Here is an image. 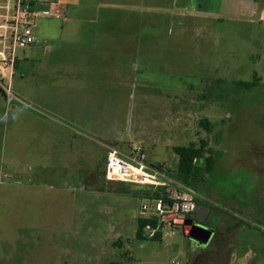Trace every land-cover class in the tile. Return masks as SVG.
<instances>
[{
    "label": "rangeland",
    "instance_id": "rangeland-1",
    "mask_svg": "<svg viewBox=\"0 0 264 264\" xmlns=\"http://www.w3.org/2000/svg\"><path fill=\"white\" fill-rule=\"evenodd\" d=\"M92 1L93 7L85 10L86 14L91 13L92 23H77L79 29H75L79 32H69L74 28L73 22L66 25L62 19L40 18L35 36L39 31L46 35L47 40L38 41L42 47L55 49L60 43H68L64 45L69 56L85 55L88 50H95L90 45L93 42L99 46L105 42V36L95 38L94 33L107 27V14L123 27L125 14L114 6L118 0L112 4L108 3L110 0ZM167 1L164 0L162 14L142 12V20L148 22L137 37L142 51L130 68L119 70L129 76L130 82H125L120 90L126 97L114 101L113 129L83 134L99 145L116 147L111 142L121 143L117 148L126 154L136 145L147 146L150 162L166 165L164 172L171 188L191 189L200 200L204 195L205 201L221 213L223 241L233 248L227 245L228 249L218 252L221 255L217 258L226 254V264H264V0H204L195 12H182L179 5ZM181 15L183 18H179ZM68 17L75 19L70 13ZM6 20L0 18V34L7 32L11 41ZM27 49L18 48L19 57ZM8 70L1 71L5 86L9 85ZM85 70L92 75L104 74L101 68H84L83 73ZM255 73L261 77L257 88L247 92L235 87L236 80L249 81ZM106 74L114 79L120 77L116 70ZM19 79L17 74L15 81ZM140 86H145L146 100L137 95L135 89L140 92ZM118 90L116 83L115 92ZM203 140L222 154L217 156L213 172L205 175L204 184L194 190L177 182L168 170L178 167L179 158L173 147ZM97 166L83 160L85 173ZM110 185L99 187L101 191L84 185L78 192L76 209L60 203L41 211L39 202L31 201L26 194L19 199L23 211L15 216L24 225L38 228L34 234L37 243H31L33 237L24 243L25 262L198 263L193 257L201 251L190 244L180 226L159 225V241L136 239L138 218L155 216L154 206L150 205L149 211L142 209L143 202H150L146 193L153 187L120 182ZM6 201L3 192L2 211L10 210V201ZM145 233L149 239L155 236L146 230ZM55 239L61 243H55Z\"/></svg>",
    "mask_w": 264,
    "mask_h": 264
},
{
    "label": "crops",
    "instance_id": "crops-1",
    "mask_svg": "<svg viewBox=\"0 0 264 264\" xmlns=\"http://www.w3.org/2000/svg\"><path fill=\"white\" fill-rule=\"evenodd\" d=\"M203 1L168 0L167 3L179 5L182 12H195ZM93 2L95 1L35 2L31 6V12L35 15V41L26 47L28 49L24 51L22 58L16 48L13 68L7 67L8 86L13 98L8 102L7 95L0 90V196L4 192L6 202L10 201V210L2 211L0 206V264H31L25 262L27 249L24 243H29L31 237V243H37L38 238L35 239L34 234L38 228L35 225H24L15 216L17 212L23 211L19 199L25 194L31 201L39 202L41 211L60 203L76 209L78 192L84 185L101 191L103 189L99 187L114 183L105 176L107 146L87 139L83 132H109L113 129L114 101L116 98L121 100L126 97L121 91L125 82H130L129 76L119 70L130 68V64L142 51L137 37L148 23L142 20V12L147 10L152 15L162 14L164 0H118L114 6L120 7L125 14V19H122L123 27L116 24L113 15L107 14V27L94 33L95 38L105 36V42L101 46L93 42L90 45L95 50H88L85 55L73 53L69 56L64 45L68 43H60L55 49L42 47L38 41L47 40L46 35L39 31L35 36L40 18L62 19L66 25L73 22L74 28L69 29V32H79L77 23H92L91 13L86 14L85 10L92 8ZM83 3L85 6H82ZM108 3L112 4L113 0ZM14 8L13 0H0V18L2 21L7 18L6 24L11 22ZM69 13L74 16V20L68 17ZM131 36L134 39H130ZM61 67L64 69L57 71ZM84 68H101L104 74L92 75L90 70L83 73ZM50 69H56L61 74L53 73ZM110 70L119 72L120 77L114 79L108 76L106 73ZM1 71L0 77L4 73ZM17 74L20 81H15ZM134 82L133 79L132 83ZM116 83L118 92H115ZM144 87H139L140 92L138 88L134 89L137 90V95L146 100L148 96L143 91ZM111 143L116 147L121 144L116 141ZM147 148L143 147L149 160L150 152ZM84 159L97 164V169L85 173ZM149 163L152 164L150 160ZM152 165L166 168L161 162ZM4 179L9 180L3 181ZM146 204L154 206L155 211L157 202L142 203ZM55 240V243H61L60 239Z\"/></svg>",
    "mask_w": 264,
    "mask_h": 264
},
{
    "label": "built area",
    "instance_id": "built-area-1",
    "mask_svg": "<svg viewBox=\"0 0 264 264\" xmlns=\"http://www.w3.org/2000/svg\"><path fill=\"white\" fill-rule=\"evenodd\" d=\"M37 1L39 0H13L14 15L8 23L11 41L8 40L7 32L0 34V71L7 67L13 68L16 48H26L34 43L35 15L31 12V6ZM0 90L7 95L8 102H11L13 96L9 86H5L1 78ZM164 171V167H155L148 162L147 154L142 146H134L128 154L117 147H106V179L113 182L165 188L167 197L172 203L165 209L162 201H158L154 215L159 219V225L168 223L172 226L177 218L195 216L199 202L198 194L191 189L171 188L168 182L170 179ZM142 209L149 211L150 207L146 204ZM158 229L159 226L158 228L148 226L145 230L153 237Z\"/></svg>",
    "mask_w": 264,
    "mask_h": 264
},
{
    "label": "trees",
    "instance_id": "trees-1",
    "mask_svg": "<svg viewBox=\"0 0 264 264\" xmlns=\"http://www.w3.org/2000/svg\"><path fill=\"white\" fill-rule=\"evenodd\" d=\"M219 83H221V81ZM260 83L261 77H259L258 74L255 73L251 80H236L234 82V85L238 90L250 92L253 89L257 88ZM173 150L177 154L179 162L176 170H168L169 175L172 176L177 182L194 190H198L199 186H202L204 184V181L206 179L205 175H210L213 172L216 158L217 156L222 154L221 151H216L209 148V143L204 140L201 141V143L193 142L187 146H175L173 147ZM122 184L128 185V183ZM146 197L150 201H162L165 209H167V206L172 203L167 197L166 189L162 187L150 189L149 191H147ZM198 201L202 204H206V206H211L209 203L203 202L200 199H198ZM148 226H150L151 228H158L159 219L156 216L139 217L136 239L140 241L161 240L162 226H159V231H157L152 239H149L145 233V229ZM172 226L175 227L178 225L172 223Z\"/></svg>",
    "mask_w": 264,
    "mask_h": 264
},
{
    "label": "flooded vegetation",
    "instance_id": "flooded-vegetation-1",
    "mask_svg": "<svg viewBox=\"0 0 264 264\" xmlns=\"http://www.w3.org/2000/svg\"><path fill=\"white\" fill-rule=\"evenodd\" d=\"M198 204L203 205L200 202H198ZM208 207L210 208V211L204 221L198 220L196 214L193 217L184 218L186 220L187 219L192 220L191 223L192 226L212 232L210 239L206 243L203 242L205 236H203L199 232L195 233V237H196L195 239L189 238L190 244L196 246V251L198 250L201 251L196 257L195 256L192 257L195 261L199 260L198 263L196 262V264H204L208 261H211L215 264H226V260H227L226 254L225 257L219 259L217 258V256L221 254L218 252L220 251L224 252L223 250L228 249L227 247H229V249L233 248V245L223 241L224 233H222L220 227L222 226L224 220L223 217L221 216V213L212 206H208ZM209 251L211 253H209Z\"/></svg>",
    "mask_w": 264,
    "mask_h": 264
},
{
    "label": "water",
    "instance_id": "water-1",
    "mask_svg": "<svg viewBox=\"0 0 264 264\" xmlns=\"http://www.w3.org/2000/svg\"><path fill=\"white\" fill-rule=\"evenodd\" d=\"M209 211H210V208L208 206L197 204L196 211H195L197 215V219L200 221H204ZM174 223L182 227L184 234L190 239H195L196 238L195 233L199 232L203 236H205V239L203 240V242L206 243L212 235L211 231L192 226L191 225L192 220L190 219L186 220L184 218H177L175 219Z\"/></svg>",
    "mask_w": 264,
    "mask_h": 264
}]
</instances>
